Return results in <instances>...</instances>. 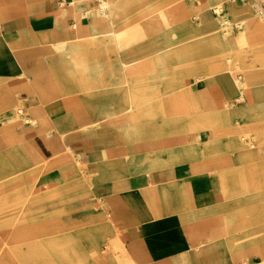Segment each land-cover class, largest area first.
Wrapping results in <instances>:
<instances>
[{
  "label": "crops",
  "instance_id": "obj_1",
  "mask_svg": "<svg viewBox=\"0 0 264 264\" xmlns=\"http://www.w3.org/2000/svg\"><path fill=\"white\" fill-rule=\"evenodd\" d=\"M76 1L81 0H0V106L6 103L12 111L5 115V110L0 108V122L13 124L15 131L22 135L12 147L13 151L32 167L41 166L55 152L69 156L74 164L72 167L64 162L68 173L64 178L58 168L40 173L37 188L56 187L63 194L64 207L74 208L72 216L80 224L87 223L88 231L101 251L108 255L110 264H244V256L259 257L253 230H243V226L258 224L259 209H264V188L259 186V180L246 179L244 175L233 179L209 174L203 171L207 167L203 160L227 136L232 139L241 159H260L264 170L260 144H252L234 131L241 123L235 119L236 115L243 113L241 107L235 106L245 102L244 114L264 107V69L246 66L244 73H237L235 78L227 71V63L222 58L211 62L208 75L195 77L193 83L196 94L202 91L201 97L209 106L202 107L200 99L196 105H192L191 100L186 105L188 108L192 105L199 117L186 121L146 120L130 125L129 128L136 129L137 139L130 137L131 132L124 133L121 139L124 144L136 139L131 142L136 146L131 153L135 158H129V154L115 155L121 162L111 166L105 155L106 145L119 141V137L109 126L101 127L99 122L83 126L74 111L86 100L95 111L115 112L133 105L131 92H138V88L127 74L132 72L134 67L130 62L135 58L121 62L127 75V86H122V94L113 92L115 74L109 67L102 70L103 65H98L97 49L94 50L97 61L93 67L89 69L81 64L80 71L75 74L73 92L50 95L51 55H56L63 43L79 42V33H83L84 28L91 27L92 34L99 32L92 28V23L88 27L75 24V15L81 16L84 11L82 5L78 10ZM88 1L94 9L97 27L102 22H114L111 14L105 16L106 20L99 18L104 16L100 11L104 1H110L116 9H125L129 3ZM193 1L208 16L210 7L222 0ZM248 1L251 0H241V3ZM189 2L181 0L182 23L189 20L187 12L192 7ZM149 7L151 10L147 15L154 20L164 14L157 3ZM210 13L212 18H227L232 33L242 27L233 14H228L226 7L217 13L212 8ZM89 20V14H84L83 22ZM190 20L196 27L201 25L199 18L191 16ZM251 26L257 30H243L242 43L236 42L234 48L257 46L264 50L262 24L253 22ZM155 32L153 43L160 44L162 30ZM171 33L170 41L174 37ZM127 39L130 41L129 37ZM141 39L142 46L149 43L144 36ZM131 43L133 41L127 43L128 46ZM160 51L151 56V59H159L157 63L165 50ZM230 53L227 52L228 57ZM138 58L147 59L144 55ZM213 71L223 73L220 80L205 81L210 79ZM100 87L105 88L98 90ZM6 89L7 94L3 93ZM76 90L92 91L81 94ZM157 91L156 97L160 98V81ZM174 100L170 104L171 112L178 108ZM153 101L145 100L133 106L138 108ZM134 110H126L127 114L121 120H138L140 112L135 114ZM142 112L146 114L142 117L153 116V110ZM41 126L46 129L43 128L41 134L36 133ZM186 128L203 132L185 134ZM163 146L169 147L167 152L161 151ZM63 159L58 164H62ZM252 185L258 187L252 188ZM84 191L90 192L88 203L93 205L91 208H83L87 201L78 198Z\"/></svg>",
  "mask_w": 264,
  "mask_h": 264
},
{
  "label": "rangeland",
  "instance_id": "obj_2",
  "mask_svg": "<svg viewBox=\"0 0 264 264\" xmlns=\"http://www.w3.org/2000/svg\"><path fill=\"white\" fill-rule=\"evenodd\" d=\"M117 3L128 1L126 8L121 9L113 19V24L108 21L100 23L99 32L91 33V28H84L79 42L75 44L63 43L59 52L51 58V73L49 81L50 95L60 92H73L74 76L80 71L81 64L89 69L93 67L98 59V65L102 70L107 67L115 74L112 81L113 92L122 94V86H127L128 75L132 78V84L138 88V92L132 90L134 104H142L145 100H154L149 105L134 107L132 104L126 110L135 108L133 113L140 112L138 120H121L126 115V110L107 112L95 111L88 105V101L81 107L75 109L74 116L83 124L91 125L99 122L101 127L109 126L113 133L119 137V141L106 145L105 155L109 159L111 166L120 163L115 155L129 154V158L134 157V147L131 142L136 140L138 135L136 129L129 128L139 121H169L171 119L186 121L199 117L192 105L199 102L202 107H208L201 97L202 91L196 94L193 83L195 77L208 75L210 63L222 58L227 63V71L232 72L235 78L237 73H244V67L255 66L264 69V50L257 46L245 48H234L235 43L241 45L246 28H257L251 26L253 22L262 24L264 19L257 15V10L252 8L251 1L241 3V0H222V4H213L210 9H220L226 7L228 14H233L242 24L237 33H232L228 28V20L225 17L212 18L210 9L208 16L202 13L203 9L190 0L187 15L189 20L182 23L184 10L180 7L181 0H116ZM76 5L83 6L84 11L81 16L75 15V24L88 27L95 22L94 9L90 7L91 2L81 0ZM157 3L160 11L164 14L157 20L147 15L150 12V5ZM79 5V6H78ZM76 7V8H77ZM219 7V8H218ZM89 14L90 20L83 22V15ZM191 16L199 18L201 25L196 27L190 20ZM190 21V26L188 23ZM227 23V24H226ZM214 26V27H213ZM187 27V28H186ZM162 30L161 43L154 44L153 37L157 35L154 30ZM140 30V31H139ZM166 30V32H165ZM172 31V41L169 34ZM115 34V36H114ZM149 42L142 46L139 42L142 37ZM129 37V40L127 39ZM139 39H141L139 41ZM175 40V43H173ZM128 44L129 42H132ZM241 42V43H240ZM166 46L159 63H149L151 56L159 48ZM171 48L170 52H166ZM99 51L96 59L94 50ZM46 52L50 50L45 47ZM161 52V51H158ZM227 52L230 57L227 56ZM144 55L147 59L138 58ZM135 58V59H134ZM138 58V59H136ZM134 59V60H133ZM133 60L132 72L126 75V71L121 66V62ZM78 62V65L76 64ZM249 62V63H248ZM209 80L218 81L223 75L222 72H211ZM126 76V77H125ZM174 78V79H173ZM161 82V96L157 98V84ZM201 81V80H198ZM48 85V82H46ZM105 88L100 87L98 90ZM77 91V90H76ZM92 90L77 91L87 94ZM39 92V91H37ZM5 94L8 90H4ZM163 95V96H162ZM179 95L178 97H176ZM173 96V97H172ZM177 98L176 101L174 100ZM173 101L178 105L175 111L171 112L170 104ZM189 108L186 107L187 101ZM9 101L8 98L6 102ZM237 101V99H236ZM9 103V102H7ZM198 104V105H199ZM245 102L235 108L242 109V115H236L240 125H237V135L249 139L252 144H260L261 155L264 156V107L255 109L251 113L244 114ZM5 110V115L12 114L6 103L0 106ZM142 110H153V116L148 118ZM157 110V111H156ZM129 112V113H132ZM110 117V118H109ZM27 120H33L28 118ZM126 127V128H124ZM44 127L36 129V133L41 134ZM46 129V128H44ZM198 129L186 128L185 134ZM130 133L129 144H124L121 136ZM229 135V134H228ZM22 135L18 134L13 124L0 122V264H110L108 255L101 251L99 244L94 241L85 223L80 224L72 216L74 208H65L62 200V193L56 187H47L42 190L37 188V178L51 168H58L61 176L67 177V162L72 167L73 161L70 157L55 152V154L39 167L27 165L13 151V146L20 141ZM185 138V137H184ZM206 139V138H205ZM113 148V149H112ZM168 146L162 147V152L168 151ZM62 164H58L60 159ZM135 158V157H134ZM70 160L67 161V160ZM114 160V162H113ZM127 161L124 162H128ZM207 165L203 171H208L212 175H221L228 178H236L240 175L250 180H259V186L264 188V170L261 160H243L235 149V144L229 137H223L219 144L215 146L213 153L205 156L203 160ZM145 164L143 165V167ZM128 169V166H126ZM237 176V177H236ZM213 177V176H212ZM242 177V176H241ZM258 187L252 185V188ZM89 191H84L78 196L79 199L87 201L83 208H91L88 203ZM264 209H259V222L253 225H244L243 230H253L257 239L255 244L260 250L257 258L244 256L242 263L264 264Z\"/></svg>",
  "mask_w": 264,
  "mask_h": 264
},
{
  "label": "bare ground",
  "instance_id": "obj_3",
  "mask_svg": "<svg viewBox=\"0 0 264 264\" xmlns=\"http://www.w3.org/2000/svg\"><path fill=\"white\" fill-rule=\"evenodd\" d=\"M68 2V1H67ZM74 2V1H73ZM77 2V1H76ZM219 3V2H218ZM218 5H220V4H218ZM155 6V5H154ZM153 7V6H152ZM122 8L121 7H118L117 9L116 8H113L112 6H111V2L110 1H104L103 2V6L101 7V13L104 15V16H102V17H99L100 19H104V20H106V17L105 16H107V15H110L111 14V16H112V18L114 19L115 17H116V15H117V13L121 10ZM99 10V9H98ZM109 10V11H108ZM219 9H216V11H218ZM99 12V11H98ZM257 15L259 16V17H261V18H263L264 19V17L258 12L257 13ZM103 23V22H102ZM105 23V22H104ZM100 24V23H99ZM81 26V25H80ZM101 26V25H100ZM72 27V26H71ZM91 28V27H90ZM92 28H98L97 26H96V23L94 22V23H92ZM166 48V46H163V47H161V48H159L157 51H155L154 52V54L156 53V52H158V51H160V50H163V49H165ZM153 54V55H154ZM157 60H159V59H156V58H153V59H151L150 60V62L151 63H157L158 61ZM157 61V62H156ZM149 62V63H150ZM83 66V65H82ZM94 69V68H93ZM244 69V68H243ZM95 70V69H94ZM234 76V75H233ZM238 81H239V83H241L242 81L241 80H239L238 79ZM237 88V87H236ZM241 92L243 93L244 92V88H242L241 89Z\"/></svg>",
  "mask_w": 264,
  "mask_h": 264
},
{
  "label": "built area",
  "instance_id": "obj_4",
  "mask_svg": "<svg viewBox=\"0 0 264 264\" xmlns=\"http://www.w3.org/2000/svg\"><path fill=\"white\" fill-rule=\"evenodd\" d=\"M251 1L253 2L257 12H259L264 17V0H251ZM213 11L217 13L215 9H213Z\"/></svg>",
  "mask_w": 264,
  "mask_h": 264
}]
</instances>
